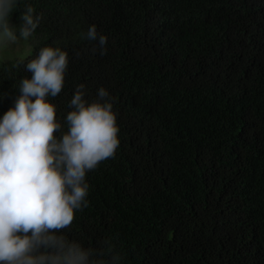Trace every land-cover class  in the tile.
Segmentation results:
<instances>
[{
	"label": "trees",
	"instance_id": "16d2710c",
	"mask_svg": "<svg viewBox=\"0 0 264 264\" xmlns=\"http://www.w3.org/2000/svg\"><path fill=\"white\" fill-rule=\"evenodd\" d=\"M28 5L41 21L27 58L0 61V119L25 65L58 47L69 64L48 100L62 132L81 84L87 103L109 93L119 127L61 234L111 244L117 264H264V0H18V36ZM92 25L103 55L81 38Z\"/></svg>",
	"mask_w": 264,
	"mask_h": 264
},
{
	"label": "clouds",
	"instance_id": "9594fccd",
	"mask_svg": "<svg viewBox=\"0 0 264 264\" xmlns=\"http://www.w3.org/2000/svg\"><path fill=\"white\" fill-rule=\"evenodd\" d=\"M17 3L0 0V45L28 40L40 24L41 16L28 5L18 36L9 23ZM80 35L98 41L104 54L107 38L95 25ZM68 64L66 51L43 47L25 65L32 77L20 81L21 95L0 119V264H117L120 259L111 244L107 250L85 249L61 234L75 212L88 206L86 174L114 158L120 144L104 88L97 101L87 103L84 85L77 87L62 132L48 97L62 92ZM106 255L109 262L102 259Z\"/></svg>",
	"mask_w": 264,
	"mask_h": 264
},
{
	"label": "rangeland",
	"instance_id": "374dc122",
	"mask_svg": "<svg viewBox=\"0 0 264 264\" xmlns=\"http://www.w3.org/2000/svg\"><path fill=\"white\" fill-rule=\"evenodd\" d=\"M33 36L28 40L18 39L15 44L0 45V61L6 58H27L32 51Z\"/></svg>",
	"mask_w": 264,
	"mask_h": 264
}]
</instances>
